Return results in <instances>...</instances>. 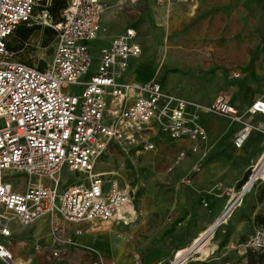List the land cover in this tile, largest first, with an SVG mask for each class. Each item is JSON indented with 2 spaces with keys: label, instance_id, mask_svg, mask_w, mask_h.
<instances>
[{
  "label": "built area",
  "instance_id": "obj_1",
  "mask_svg": "<svg viewBox=\"0 0 264 264\" xmlns=\"http://www.w3.org/2000/svg\"><path fill=\"white\" fill-rule=\"evenodd\" d=\"M124 1L128 0H120ZM36 5L37 0H0V259L14 262L1 238L12 237L15 221L27 226L44 215L57 214L71 223H107L119 209L135 208L136 191L127 181L121 184L120 168L94 171L113 146L124 154L132 150L141 155L155 149L153 133L170 141L185 140L189 145L180 148L175 167L197 154L207 141L202 114H217L242 124L233 140L237 149L252 132L264 134V124L247 122L223 96L208 104L192 103L164 91L157 80L131 78L129 60L143 53L135 41L139 35L135 28L127 27L101 50L98 66L91 73L88 43L101 31L104 0H69L57 23L48 11L36 12ZM21 23L42 24L56 31L51 60L43 68L39 67L41 60L19 61L7 47ZM72 85L82 87L80 96L69 91ZM247 114L264 115V100H256ZM66 166L84 177L63 182ZM258 167L245 183L224 193L231 209L256 181L264 180ZM20 175L27 181L18 189L9 180ZM105 175L112 178L104 180ZM210 194L218 196L214 189L200 195L206 207ZM58 255L55 251L54 256Z\"/></svg>",
  "mask_w": 264,
  "mask_h": 264
},
{
  "label": "rangeland",
  "instance_id": "obj_2",
  "mask_svg": "<svg viewBox=\"0 0 264 264\" xmlns=\"http://www.w3.org/2000/svg\"><path fill=\"white\" fill-rule=\"evenodd\" d=\"M128 1L122 3L118 0L113 8V16L118 18L128 12L129 24L139 32L135 41L142 46L143 53L140 57H132L128 68V74L134 80H157L164 91L198 104H207L220 92L231 93L237 84L241 86V94L254 86L256 95L258 68L263 70L260 78L264 81V66H258L264 57V0H137L134 8ZM165 22L168 23L166 26ZM161 24L163 26L160 27ZM116 28L102 26L98 38L88 43L93 57L91 73L98 66L101 50L110 46ZM39 36L38 32L33 34L22 57L49 62L53 43L41 47ZM188 50L196 56L194 60L192 55L193 62L188 61ZM235 72L242 73L241 77L235 78ZM69 91L80 96L82 87L72 85ZM261 94L264 97V91ZM209 115L228 122L221 115ZM225 129H228V125ZM150 138L155 144L154 150L136 155L128 147L130 151L124 154L120 147L113 146L110 155L100 160L94 170L100 172L120 168V180L131 183L136 191L137 211L148 210V216L142 220L140 216L137 222L127 227L137 230L144 226L140 233L144 250L142 255L163 241L167 236L164 229L169 227V223H176L183 212L187 211L190 215L187 227L191 229L192 226H199V214L204 210L215 214L210 218V227L221 219L220 224L209 233H202L190 248L178 250V259L174 264H245L243 256L249 247L260 249L264 246V228L253 222L256 214L264 215V180L256 181L236 208L231 209L226 198L215 204V199L208 196V207L215 209L210 211L200 198L193 201L189 196L192 194L181 195L180 187L186 185L177 181L185 172L179 175L181 166L172 168L180 150L179 141H170L154 133ZM220 140L221 137L217 139L219 152L212 153L211 158L200 167V172L206 170L208 173L207 177L201 179L208 182L204 190L216 185L240 186L247 170L251 172L250 177L255 173L256 165L264 179V156L262 159L253 156L244 166L232 151H227L229 145L233 146V132L222 146ZM224 145H227L226 148ZM257 151L256 143L249 139L244 148L237 152L238 157L242 156L241 159L246 161ZM82 177L84 175L70 171L67 166L62 172L63 182L81 180ZM111 178L110 175L103 177L104 180ZM190 178L193 180L192 176ZM9 181L21 189L27 179L20 175ZM124 182L121 184L124 185ZM192 191L196 190L193 188ZM77 228L89 233L91 240L94 237L90 223H81ZM150 243L152 246H149ZM85 248L91 252L87 255L91 260L100 254L96 249ZM176 258L163 260L143 257L140 263L153 260L150 264H170Z\"/></svg>",
  "mask_w": 264,
  "mask_h": 264
},
{
  "label": "crops",
  "instance_id": "obj_3",
  "mask_svg": "<svg viewBox=\"0 0 264 264\" xmlns=\"http://www.w3.org/2000/svg\"><path fill=\"white\" fill-rule=\"evenodd\" d=\"M104 1L106 2V11L102 16L101 25L104 26V28L110 26L117 27L111 37V41L127 27H132L137 30L136 27L129 24L130 18L128 16V12H126L127 15L126 13H123V15L118 18L113 16V8L118 0ZM128 2L130 5H133V8L136 7L134 5L136 4L135 1L129 0ZM189 17L187 16V18ZM167 24V22L164 23L165 26ZM159 26L161 27L163 24ZM192 55H194L195 60V54H192L191 51L188 50L187 58L190 62H193V59H191L193 58ZM258 66H264V57L261 61H259ZM262 72L263 70L260 68L256 71V95L254 86L249 87L245 94H241V86L240 84H237L233 86L231 93L227 94L220 92L216 94L208 103L213 101L217 96H223L230 104L238 108L240 115L244 116V119L247 122H250L255 126L264 124V115L247 114L248 108L256 100H264V97H262L263 95L261 94V92L264 91V81H261L260 78V74ZM241 74L242 73L240 72H235L234 77L238 79L241 77ZM131 78H133L132 75ZM257 90L261 92H258ZM224 118L228 119L227 123L221 118H212L209 114H202L200 122L207 132L208 139L201 145V149L197 154L190 156L188 159L177 165L178 167L181 166L180 172L178 173L179 175L185 172V175L181 176L177 181V183L181 181L186 185L180 187L181 195L184 196L185 194H192L189 196H191V200L193 201L200 198L202 193L209 192L214 189V192L218 194L217 197H213L216 204L223 198L225 199L224 193L228 188L237 186V184L225 186L216 185L208 190H204L205 187H207L208 182H206V180H201L204 177H207L208 173L206 170L200 172V167L204 164V162L206 163L211 158L212 153L219 152L217 149V139L221 137L220 146H222L223 143L232 135V132L234 140L235 135L242 128V124L232 121L227 117ZM227 125L228 129H225ZM249 139H252L253 143H256L258 151L257 153L254 152L253 155H251L246 161L241 159L243 158L242 156L239 158L237 152L243 149L245 144L241 149H237L232 141L233 146L229 145V149H227V151H232L235 157L243 163L244 166L245 163L248 164L250 162V159L253 156L260 159L264 156V134L260 131H254L249 136L247 141H249ZM178 145L180 148L187 147L189 143L185 140H181L178 142ZM226 146L227 145H224V148H226ZM178 153L179 150L177 155ZM198 164L201 165L199 166V169L196 170V166H198ZM178 174L176 176H179ZM190 176H192L193 180H191ZM193 188L196 191H192ZM209 196H212V194ZM136 200L137 198L135 197V208L131 207L130 209L125 210L121 217H118V214L120 213L119 211L125 207L119 209L116 218L107 223H71L63 220L57 214L44 215L37 221L27 226L20 225L15 221L11 226L12 237L10 239L1 238V241L7 244L14 259L13 264H150L153 260L149 263H142V261L140 263V258L146 257L147 259L150 257H159V259L163 260L176 258L178 250H186L190 248L202 233L207 232L211 228L210 218L215 215L213 212L203 210L201 214H199L201 220V222L199 221V226H192V228L189 229L187 225L190 220V215L188 216L187 211L183 212L182 216L177 219L176 223L175 221L173 223H169V227L164 229V234L167 236L163 239V241L159 242L151 250L142 255L144 250L141 247L142 242L140 240V233L143 231L142 229L144 226L141 225L137 230H130V227L129 229L127 228L128 225L137 222L140 216L142 220L148 216L149 213L148 210L145 209L139 213L136 209ZM213 208L208 207L210 211L215 210ZM81 223L85 225L90 223V231L94 233L92 240L89 233L82 232L79 228H77V225ZM177 224H179V226H177ZM143 240L146 239L143 238ZM150 245L151 243L149 246ZM87 246L96 249L100 252V254L96 255L93 257V260H91V258L87 256L91 253L87 252L85 248ZM55 251L59 252L58 256H54ZM98 258H102V263L98 262ZM0 264L12 263L8 260L0 259Z\"/></svg>",
  "mask_w": 264,
  "mask_h": 264
},
{
  "label": "trees",
  "instance_id": "obj_4",
  "mask_svg": "<svg viewBox=\"0 0 264 264\" xmlns=\"http://www.w3.org/2000/svg\"><path fill=\"white\" fill-rule=\"evenodd\" d=\"M68 1L69 0H37L36 12L41 13L44 10L48 11L50 16L54 19V22L57 23L61 20L62 12L66 8ZM35 32L40 34L39 38L41 47H46L51 43L54 45L57 34L52 27L37 23L32 25L21 23L7 43L8 49L16 54L19 61L26 63L32 62V60L24 59L22 53L29 46V41ZM44 65V61H41L39 67L43 68ZM250 173V170L245 173L241 185L247 181ZM261 199L262 198H260V200ZM253 222L254 225L264 228V215L256 214ZM243 259L245 260V264H264V246L260 249L249 247L243 256Z\"/></svg>",
  "mask_w": 264,
  "mask_h": 264
},
{
  "label": "water",
  "instance_id": "obj_5",
  "mask_svg": "<svg viewBox=\"0 0 264 264\" xmlns=\"http://www.w3.org/2000/svg\"><path fill=\"white\" fill-rule=\"evenodd\" d=\"M220 220H221V219H220ZM220 220H218V221H217V222H216V223H215V224H214V225H213V226H212V227L206 232V234L209 233L210 231H212V229H214V227H216L217 225H219V224H220V223H219ZM206 234H205V235H206ZM177 259H178V258L175 259V261L173 262V264L177 261Z\"/></svg>",
  "mask_w": 264,
  "mask_h": 264
},
{
  "label": "bare ground",
  "instance_id": "obj_6",
  "mask_svg": "<svg viewBox=\"0 0 264 264\" xmlns=\"http://www.w3.org/2000/svg\"><path fill=\"white\" fill-rule=\"evenodd\" d=\"M130 208H131V206H129V207L127 206V207H125L124 209L120 210V211H119L120 213L118 214V217H121L122 214L124 213V211L127 210V209H130Z\"/></svg>",
  "mask_w": 264,
  "mask_h": 264
}]
</instances>
